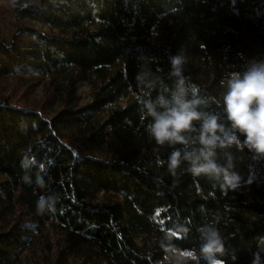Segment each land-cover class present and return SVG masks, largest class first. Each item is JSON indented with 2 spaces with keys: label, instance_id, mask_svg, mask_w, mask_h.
Returning <instances> with one entry per match:
<instances>
[{
  "label": "trees",
  "instance_id": "16d2710c",
  "mask_svg": "<svg viewBox=\"0 0 264 264\" xmlns=\"http://www.w3.org/2000/svg\"><path fill=\"white\" fill-rule=\"evenodd\" d=\"M10 2L13 32L0 40V264H161L166 236L199 257L198 228L217 215L218 258L251 264L264 237V159L217 148V163L242 177L227 193L188 161L173 175L168 157L184 145L158 144L139 101L170 98L169 57L181 53L206 101L200 110L230 127L229 74L264 62V0ZM41 196L56 197L54 210L38 212Z\"/></svg>",
  "mask_w": 264,
  "mask_h": 264
},
{
  "label": "clouds",
  "instance_id": "9594fccd",
  "mask_svg": "<svg viewBox=\"0 0 264 264\" xmlns=\"http://www.w3.org/2000/svg\"><path fill=\"white\" fill-rule=\"evenodd\" d=\"M15 2V0H13ZM171 71L169 78H175L174 90L170 98L160 94L155 100L141 98V111L152 118L148 131L160 145H184L183 152L177 148L168 157V167L175 175V170L180 167L182 160L188 161V171L193 176L204 175L211 181L220 183L221 189L227 193L229 190L237 191L242 186V177L230 172L229 167L217 163L216 149H226L233 145L240 150L247 149L254 160L264 159V62H253L243 72L230 73L227 78V91L223 96V110L230 127L221 123L219 114L201 111L206 101L198 94V89L189 83V78L184 75L186 58L178 53L169 57ZM152 82L149 83V87ZM164 91H168L167 88ZM191 92V98H189ZM219 105V101H216ZM194 121L200 122L199 135L190 141L184 135L194 130ZM241 135L244 137L241 140ZM198 144L197 149L190 144ZM33 161L25 159L22 167L27 169ZM29 182L27 176L22 178ZM246 181L245 183H250ZM38 184L44 185L42 178L38 177ZM56 197L41 196L37 201L38 212L54 210ZM220 217H215L219 223ZM215 223H206L198 228L201 244L199 257L192 259L206 262V264H224L217 254L224 252V240ZM167 236L161 240V247L170 252L174 258L173 264H185L189 258L186 251L176 249L170 243H165ZM264 237H258V251L253 254L251 264H264Z\"/></svg>",
  "mask_w": 264,
  "mask_h": 264
},
{
  "label": "rangeland",
  "instance_id": "374dc122",
  "mask_svg": "<svg viewBox=\"0 0 264 264\" xmlns=\"http://www.w3.org/2000/svg\"><path fill=\"white\" fill-rule=\"evenodd\" d=\"M11 0H0V40H8L9 35L13 32V29L11 27V22H13V17L11 15V7L12 3L10 2ZM2 87V86H0ZM8 86L5 85L3 89H6ZM1 88V90H3ZM38 92V91H37ZM16 94V93H15ZM81 94L84 98V100H89V95H88V88L85 86L81 89ZM18 96V94H16ZM192 256L189 255V258L185 261V264H196L197 259H192ZM174 258L169 253L167 255V258L161 262V264H173Z\"/></svg>",
  "mask_w": 264,
  "mask_h": 264
}]
</instances>
